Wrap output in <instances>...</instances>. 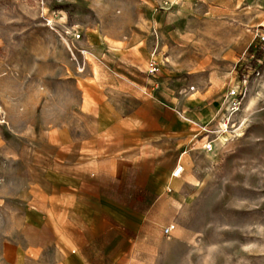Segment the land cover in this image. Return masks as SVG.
<instances>
[{"label": "rangeland", "instance_id": "1", "mask_svg": "<svg viewBox=\"0 0 264 264\" xmlns=\"http://www.w3.org/2000/svg\"><path fill=\"white\" fill-rule=\"evenodd\" d=\"M164 85L214 86L221 111L183 158L173 234L133 264H264V0H0V264L20 263L24 211L53 198L49 172L72 151L61 137L85 109Z\"/></svg>", "mask_w": 264, "mask_h": 264}, {"label": "crops", "instance_id": "2", "mask_svg": "<svg viewBox=\"0 0 264 264\" xmlns=\"http://www.w3.org/2000/svg\"><path fill=\"white\" fill-rule=\"evenodd\" d=\"M217 90L183 97L164 85L158 98L133 106L105 91V102L85 109L90 122L72 129L69 143L61 137L70 161L49 172L53 198L25 209L28 245L15 264L42 256L49 264H133L149 243L171 237L165 230L190 188L187 171L174 172L221 111Z\"/></svg>", "mask_w": 264, "mask_h": 264}, {"label": "built area", "instance_id": "3", "mask_svg": "<svg viewBox=\"0 0 264 264\" xmlns=\"http://www.w3.org/2000/svg\"><path fill=\"white\" fill-rule=\"evenodd\" d=\"M149 74L153 77H156V76H159L160 75V72H161V66L159 64V62L156 60L155 57H152L150 62H149ZM207 149H211L212 148V145L211 143L209 145H207L206 147ZM184 172V169L182 167H179L175 170L174 172V175L176 177H179L182 173ZM175 230V226L172 225L170 226L169 228H167L165 230V234L166 235H170L173 231Z\"/></svg>", "mask_w": 264, "mask_h": 264}]
</instances>
